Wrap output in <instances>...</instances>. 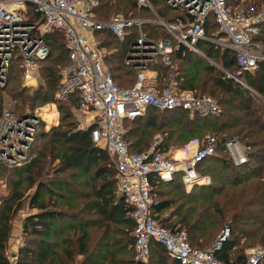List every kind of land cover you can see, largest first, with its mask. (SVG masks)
I'll return each instance as SVG.
<instances>
[{
  "label": "trees",
  "instance_id": "trees-1",
  "mask_svg": "<svg viewBox=\"0 0 264 264\" xmlns=\"http://www.w3.org/2000/svg\"><path fill=\"white\" fill-rule=\"evenodd\" d=\"M101 1L99 7H121L122 11L126 9L122 2L135 5L133 0H103L102 5ZM151 3L166 8L162 12L164 17L165 11H178L168 8L161 0H151ZM242 3L244 12L246 9L256 11L264 0L251 1L252 6L246 5L245 1ZM148 12L143 10V13ZM130 15L134 14L131 12ZM205 26L207 33L210 28H215L210 20ZM142 30L152 39L167 37L153 25L144 24ZM127 32L122 39L124 54L137 35L135 27L127 28ZM57 35L55 32L45 35L49 54L51 47L59 52L57 58L49 59L44 70V77L48 79L47 90H51L58 80L54 67L57 59L64 56L65 60L59 35L60 43L54 46L57 45ZM253 40L261 45L264 43V24L253 35ZM197 45L206 56L218 58L216 60L225 69H235L231 50L201 41ZM124 54H113L109 58L118 61L119 56L125 57ZM194 57L198 58L192 51L173 45L169 64L174 61L179 66L168 73L169 64L164 65L157 59L154 67L159 86L166 85L161 82L168 81L170 76L177 90H196L197 94L207 91L209 96H214L220 113L201 116L180 108L157 110L147 107L143 115L123 119V123H127L123 139L128 143L129 152H141L146 150L151 133L161 132L165 136L159 149L167 152L170 142L180 147L201 132L212 133L214 152L196 165L200 175L209 177V183L194 185L184 191L180 175L179 180L166 182L151 177L150 213L160 226L173 231L183 230L190 247L196 249H212L220 231L227 228V235L212 254L223 264H243L244 250L252 242L264 248V103L234 80L216 73L213 65L199 66L192 61ZM48 58L49 55L40 65ZM181 65L190 73L181 74ZM115 67L120 70L116 78L126 77L124 83L134 72L122 60ZM110 75L116 84L123 86V82H117ZM241 79L249 90L264 97V60L257 61L252 72L241 74ZM43 99H47V95L44 94ZM65 100L76 107L77 94L71 93ZM69 110L64 117L70 116ZM66 126L63 128L58 124L42 131L38 136L41 142L35 144L31 157L23 164L13 166L15 179H12L11 190L0 200V264H11L6 255L11 220L25 199L28 209L34 208L35 212L22 218L23 241L17 249L15 264H133L131 208L122 197L115 195V171L106 152L91 142L90 126L81 130L71 121ZM231 137L251 147L246 162L236 166L223 148V142ZM224 169L231 175L224 174ZM254 208L259 217L252 214ZM150 241L151 256L155 255L157 261L149 260V264H165L167 252L157 241ZM126 250L129 253L127 259L115 258V253H126Z\"/></svg>",
  "mask_w": 264,
  "mask_h": 264
},
{
  "label": "built area",
  "instance_id": "built-area-1",
  "mask_svg": "<svg viewBox=\"0 0 264 264\" xmlns=\"http://www.w3.org/2000/svg\"><path fill=\"white\" fill-rule=\"evenodd\" d=\"M161 1L183 16L165 22L155 15L151 0L133 2L139 11L147 10L156 19L116 13L102 20L93 15L100 0H0V87L5 85L12 63L16 64L23 81H33L40 63L49 55L45 35L49 32L58 34L65 61L56 98L64 100L71 93L77 94L75 108L91 117V142L112 160L117 192L131 208L134 262L146 260L148 243L153 239L178 264H223L212 254V250L218 248L217 242L212 249L191 248L183 230L173 231L160 226L150 213L151 177L166 181L179 171L184 187L209 183V177L200 175L196 165L214 152V138L206 136L199 145L195 141L183 146L180 157L163 152L157 143L141 152H129L123 139L122 121L143 114L146 107L157 110L180 108L201 116L218 115L220 108L213 99L177 90L171 80L159 86L148 65L157 59L164 65L169 64L173 45L199 53L197 43L206 41L233 52L235 69L224 70L225 76L242 84L241 74L252 72L257 61L264 60V51L253 42V35L264 24V3L248 13L230 10L231 0ZM208 20L216 28L209 36L205 26ZM143 24L161 28L167 37H147L141 30ZM129 27L137 30L127 58L136 74L130 86L121 87L103 67L93 32L103 30L122 38ZM216 33H221L224 38H216ZM40 123L36 109L26 108L19 114H12L7 109L0 112L1 164L18 166L31 157ZM223 146L233 165L246 162V155L237 140L226 139ZM225 230L224 236L227 235ZM263 261L264 249L257 247L251 248L243 264H263Z\"/></svg>",
  "mask_w": 264,
  "mask_h": 264
},
{
  "label": "rangeland",
  "instance_id": "rangeland-1",
  "mask_svg": "<svg viewBox=\"0 0 264 264\" xmlns=\"http://www.w3.org/2000/svg\"><path fill=\"white\" fill-rule=\"evenodd\" d=\"M231 1H230V7H229L230 10L244 12L242 9V6H243L242 2L245 1L247 4L246 3H244V4H246V5L249 4V6H252V4L250 5V3L253 0H249V1L248 0H237L235 2V4H234L235 0H233L232 2ZM122 3L124 4V6L126 8L125 11H122L121 7H117V9L113 8V7H108V6L106 7L105 5H102V4H104V1L102 0L101 1L102 6L98 7L96 9V11H94L95 12L93 14L94 18L98 19V20H102V19H106V18H108L111 15L116 14V13L126 12V13L131 14V12H132L134 14V16L147 17L149 19H156V17H155V15H156L158 18H161L163 21L166 22V21H168L166 19H175V18H178L180 15V13H178V11L177 12L165 11L166 17H164L163 16L164 14L162 12H163V10H166V8H161V7H158L157 5H153L154 10H155L154 11L155 15H153L151 12L143 13L139 10L137 11L135 5L129 6L130 5L129 1H127L126 3H124V2H122ZM248 8H250V7H248ZM249 11L254 12V10L246 9V12L250 13ZM160 30H161V28H160ZM208 31L209 32L207 33V35L209 36L211 33H215L216 30H215V28H213V29L210 28ZM161 32H162V30H161ZM134 37L136 38L137 35ZM216 38L223 39L224 37L222 36L221 33H216ZM96 39L100 43V47H98V50H99V54L101 56V59L103 60L102 64L106 60L109 61L107 64L104 62L106 68H107V66L113 67L115 65H118V63H120L121 60H122V62H125V57L122 55L119 56L118 61L115 60L114 58L113 59L109 58L113 54H116V55L124 54V44L122 43L123 38H121V39L117 38V37L114 38L111 35L102 33V34H98L96 36ZM57 40L58 41L55 42L57 45H54L55 47H57L58 44L60 43L59 36L57 37ZM253 42L258 45V48L260 51H264V46H263L264 43L261 45L256 40H253ZM219 48H222V47H219ZM60 49H61V47H60ZM127 50L128 49H125V54H127ZM61 51H62V49H61ZM58 53H59L58 50L53 49L52 47L50 48V54H49L48 60L44 61L41 65H39L37 74L35 75L34 80L31 82L23 81L20 74H19V71L17 69L16 64L12 63L9 67L8 77H7L6 83L3 87H0V112L3 109H7V110H11L12 114L14 112H15L14 114H19L22 111H24V109H26V108L33 109V110L36 109L38 111L39 116L41 117L42 123H40V126L38 128L39 131H38V135H37L36 141H35L36 145L41 142V140L38 139V136L40 135V133L42 131H47L50 126H57L59 124V125H61V127L67 128L66 123H69V121H71L72 123H74L75 128L83 129L87 125V123L89 121H91V118H89V116H88L89 114L81 113L80 111H78L75 108V106L73 105V103L69 105L68 100H65V99L61 100V99L56 98V90H57V87H58V84H59V81L61 78L60 72H61V68L64 64V61H65L64 56H59V58L56 61L55 66H54L55 70H57L56 73H57L58 80L56 81L55 86L51 90H47L48 89V79L44 77V75H45L44 70L47 69V65L49 64V59H52L53 57L57 58ZM193 53H195L198 58L194 57L192 61L199 63L198 64L199 66L213 65L216 73L222 74L224 76H225L224 70H226V71L230 70V69H225L223 66H221V63H219V61L216 60V59H218L216 57L214 59H212L208 56H205V55L203 56V54H200V52L199 53L193 52ZM127 58H128V55H127ZM177 66H179V64L177 62L171 61V63L168 65V68H169L168 73H171L174 69H176ZM229 68H232V66ZM185 69H187V71ZM188 73H190L189 69L184 67L183 65H181V74L187 75ZM135 74H136V69L132 74L133 76L132 75L128 76V78H127L128 81L134 80L133 78H135ZM168 79H172V78L169 76ZM240 79H241V76H240ZM172 80L174 81V79H172ZM241 81H242V84H240V83H238V84H240L245 89H247L253 96H256L261 101H262V99H264L263 96L259 95L254 90H249L247 88L245 82L242 79H241ZM161 83L165 84V83H168V81H164ZM121 87H123V86H121ZM125 87H128V86H125ZM187 91H190L196 95H203L204 97H208L210 99H213V101L217 105L214 96H209L207 94V91L204 94H197L198 91H196V90H187ZM44 94L47 95V99H45V100L43 99ZM262 102L264 103V101H262ZM59 106H61V108H59ZM67 107L70 109L69 110L70 116L64 117V113H66L67 109H68ZM219 113H220V111H219ZM61 117H64V118H61ZM126 124L127 123H123V121H122L123 132H125V130H126L125 129ZM200 134L201 135H195V137L188 139L180 147L179 146H173L172 143L170 142L171 144L169 143V146H167V148H168V150L174 151L171 153L172 156L180 157L181 155L175 156V153L177 152V150L180 151V148H182L183 146L190 145V144L194 143L195 141H197V144L199 145L201 143L202 139H204L206 136H212V133H209V132H205V133L201 132ZM164 136H165V134H163L161 132L151 133V136L149 137V144H148L146 149H148L153 143H157L158 147H159V144L163 145ZM196 136H201V137L198 138ZM231 138H234L235 140L238 141V144L241 146V148H242V150H243V152L247 158V151H249V149H251V147L250 148L247 147L243 141L239 140L236 137H231ZM221 154H222V152H221ZM226 155H227V153H226ZM13 169H14L13 166H7V165L0 163V200L4 195H6L11 190L12 179H15L14 173L12 172ZM224 170H225L224 174L231 175L230 171H228L227 169H224ZM26 193H29V190H27ZM26 202H27V200L25 199L23 206L21 207V209L19 211L16 212V214L13 216V218L11 220V226H12L13 221L16 223V225H18L13 230L15 233H16V231H19V225H20L19 220H20V217L22 215L21 213H23V212L26 213L29 210L27 208ZM252 210H253L252 214L255 215L256 217H259L258 215H260V214L258 213L256 208H254ZM238 223H241V220ZM225 229H227V228H225ZM225 229H222V230L224 231ZM221 231H220V233H221ZM260 246H261L260 244L252 242V244L245 249V250H247L245 257H247L251 248H257ZM263 264H264V261H263Z\"/></svg>",
  "mask_w": 264,
  "mask_h": 264
},
{
  "label": "crops",
  "instance_id": "crops-1",
  "mask_svg": "<svg viewBox=\"0 0 264 264\" xmlns=\"http://www.w3.org/2000/svg\"><path fill=\"white\" fill-rule=\"evenodd\" d=\"M100 4V3H99ZM151 5H152V3H151ZM99 7V6H98ZM97 7V8H98ZM153 7V6H152ZM96 8V9H97ZM96 9H94V11H96ZM137 9V8H136ZM153 9H154V7H153ZM137 11H138V9H137ZM141 12H143V10H140ZM147 11V10H146ZM155 11V10H154ZM95 13V12H94ZM144 25V24H143ZM147 25H150V24H147ZM141 30H142V27H141ZM142 32H144L145 33V35L147 36V33L144 31V30H142ZM102 33H105V34H107L108 32H106V31H94L93 32V37L96 39V36L98 35V34H102ZM128 34V33H127ZM126 34V35H127ZM125 35V36H126ZM125 36H123L122 38H124ZM114 37V36H113ZM148 37V36H147ZM116 38V37H115ZM121 39V38H120ZM97 40V39H96ZM201 42H206V41H201ZM206 43H209V42H206ZM211 44V43H210ZM200 45H201V43H200ZM97 46L98 47H100V43H99V41L97 40ZM130 49V46H129V48H128V50ZM128 50H127V54H125V62H123V64L124 65H126V66H128V67H131L134 71H135V67L131 64V63H129V62H127V55H128ZM199 50H200V48H199ZM200 52H201V50H200ZM170 54V53H169ZM201 54H203V56L205 55L203 52H201ZM206 56V55H205ZM103 61V60H102ZM106 64H107V62L106 61H104ZM104 62H103V67L110 73V74H112L113 75V77H114V79H117V82H120V83H122L123 84V86L125 87V86H128L129 84H130V82H132V81H129V83H127L128 82V79L125 81V83H124V80L126 79V77L125 78H116L117 77V75L118 74H120L119 72H120V70L118 69V67H115V66H107V68H106V66H105V64H104ZM162 63V62H161ZM156 64V61L155 62H153V63H151V64H149L148 65V69H149V71L154 75V77L156 78V80H157V82H158V84H159V76H158V73H157V69L154 67V65ZM163 64V63H162ZM168 65V64H167ZM134 67V68H133ZM127 78H128V76H127ZM169 80H171V81H173L172 79H168V81ZM174 83H175V81H173ZM119 84V83H118ZM144 114V113H143ZM143 114H141V115H143ZM89 116V118H91L90 117V114L88 115ZM128 119V118H127ZM132 119V118H131ZM90 122L91 121H89L88 123H87V125L83 128V129H81V128H78V129H81V130H86V129H88V126H90ZM51 127V126H50ZM49 127V128H50ZM48 128V129H49ZM127 145H128V143H127ZM34 146H35V144H34ZM145 150V149H144ZM167 152L171 155V153L172 152H174V151H171V150H167ZM107 155V154H106ZM181 155V153H180V151H178L177 150V152L175 153V156H180ZM107 157H108V161H109V163L112 165V167H113V170H114V166H113V164H112V160H111V158L107 155ZM115 171V170H114ZM180 175V172L179 171H176L175 173H173V175L171 176V178L169 179V180H166V181H170V180H172V179H178V176ZM175 177V178H174ZM179 180V179H178ZM177 180V181H178ZM162 181V180H161ZM166 181H162V182H166ZM199 185H202V184H199ZM183 186V185H182ZM192 187H189V188H187V187H184L183 186V189H184V191H189L190 189H191ZM115 195H116V197H120L121 198V196L118 194V192H117V189H115ZM28 208V207H27ZM35 212V209L34 208H32V209H29L26 213L25 212H23V213H21L22 215H21V217H20V220H19V223H20V225H19V231H16V233L13 231L14 230V228L15 227H17L18 225H16V223L13 221V223H12V229H11V231H10V233H9V237H8V241H7V249H6V255H7V258L9 259V261L11 262V264H15V259H16V253H17V249H18V247H20L21 246V244H22V241H23V238H22V233H21V221H22V218L24 217V216H26L28 213H34ZM132 234V233H131ZM133 236V235H132ZM150 243H151V241L148 243V255H147V258H146V260H144L143 262H145L146 264H149V260H153L154 262L155 261H157V258H156V256L155 255H152L151 256V251H152V247H151V245H150ZM127 249H129V246H127L126 247ZM108 250H109V252H111V250L108 248ZM134 250V249H133ZM244 253H245V255H246V253H247V250H244ZM133 255H134V251H133ZM128 256H129V253L127 252V250H126V253H115V258H120V259H127L128 258ZM77 258H80V256H78ZM132 260H133V257H132ZM105 264H106V262H105ZM133 264H135V262H134V260H133ZM165 264H177L176 263V261L173 259V258H171L170 256H168L167 254H166V258H165Z\"/></svg>",
  "mask_w": 264,
  "mask_h": 264
},
{
  "label": "water",
  "instance_id": "water-1",
  "mask_svg": "<svg viewBox=\"0 0 264 264\" xmlns=\"http://www.w3.org/2000/svg\"><path fill=\"white\" fill-rule=\"evenodd\" d=\"M227 232V229L225 230ZM224 236V231L220 233L218 239H217V245H219V241L221 240V238ZM135 264H146L145 262L143 261H140V260H137L135 261Z\"/></svg>",
  "mask_w": 264,
  "mask_h": 264
}]
</instances>
